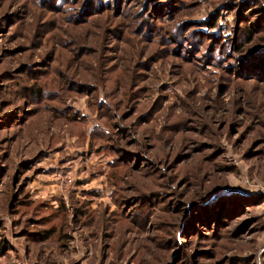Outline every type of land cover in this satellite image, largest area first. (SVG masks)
<instances>
[{
  "label": "rangeland",
  "instance_id": "obj_1",
  "mask_svg": "<svg viewBox=\"0 0 264 264\" xmlns=\"http://www.w3.org/2000/svg\"><path fill=\"white\" fill-rule=\"evenodd\" d=\"M258 47L264 0H0V264H264Z\"/></svg>",
  "mask_w": 264,
  "mask_h": 264
},
{
  "label": "trees",
  "instance_id": "obj_2",
  "mask_svg": "<svg viewBox=\"0 0 264 264\" xmlns=\"http://www.w3.org/2000/svg\"><path fill=\"white\" fill-rule=\"evenodd\" d=\"M215 27H216V23L215 22H211L210 23V26L208 28H212L213 29ZM250 32L251 33L248 34V38H247L248 42H250L252 40V34H253V32H252V30ZM193 41L194 40L190 41V43H192ZM192 45L194 46L193 43H192ZM242 65L244 66L245 69L248 70V73L246 75L253 74V73L256 72L257 69H260L261 70V73H259V75L264 76V47H258L255 51H252L250 57L249 58H246V60L244 62H242ZM241 75H243V74H241ZM233 197H235L236 200L241 199L240 197H237V198H236V196H233ZM229 201L231 203L236 202L233 198H229ZM224 202L226 203V200L225 199L222 200V201H220L218 203L219 205L216 206V209L215 210L218 211L221 208H224V204H225ZM227 207H228V205H227ZM214 208L215 207H213L211 209V211H210L211 213H212V211H215V210H213ZM214 216H216V215H214ZM188 230H189V228H188ZM48 234L49 233H47V238L49 237Z\"/></svg>",
  "mask_w": 264,
  "mask_h": 264
}]
</instances>
